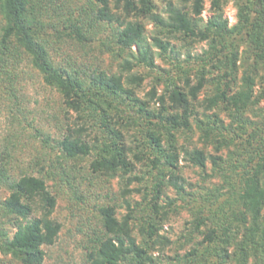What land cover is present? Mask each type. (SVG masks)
<instances>
[{
  "label": "trees",
  "instance_id": "obj_1",
  "mask_svg": "<svg viewBox=\"0 0 264 264\" xmlns=\"http://www.w3.org/2000/svg\"><path fill=\"white\" fill-rule=\"evenodd\" d=\"M157 1L0 0V93L14 94L19 66L26 62L59 93L65 111L74 114L56 141L57 160L92 154L90 172L123 180L120 197L126 212L117 216L120 204L115 203L97 207L99 230H94L87 253L90 264H152L149 251L160 242L159 220L166 213L158 203L166 184L163 177L166 171L175 177L177 135L187 140L193 127L202 142L212 144L215 151L226 148L227 153L223 158L183 147L188 163L204 170L209 159L211 173L221 175L222 182L205 196L210 207L215 205L208 210L218 218L217 226L200 231L206 244L181 259L185 264H248L252 258L255 264H264V0H209L210 15L205 20L204 0H161L165 2L162 12ZM228 2L236 9V21L230 26L223 17ZM146 22L153 26L151 36L145 34ZM172 40L205 42L207 49L195 56L200 66L194 69V84L188 77L191 68L183 69L173 56L183 84L169 71H165L169 77L156 76L164 89L156 96L158 106L150 109L149 101L135 94L143 75L131 71L138 65L155 69L154 54L170 56L175 50ZM75 44L126 55L113 73L78 64L71 54L64 64L54 61V45L59 49ZM211 69L217 74L206 77ZM207 82L213 92L199 101L198 91ZM155 91L153 85L150 98ZM218 110L228 113V124H223ZM125 111L124 122L141 129L142 140L135 150L125 143L127 127L121 121ZM100 131L103 134L98 135ZM129 153L137 160L145 154L150 162L146 172L153 184L143 195L144 203L132 204L125 196L128 185L141 180ZM11 160L3 145L0 187L8 193L0 199V254L20 264H42L44 247L55 242L61 228L52 215L56 196L42 176L25 171L13 174ZM169 182L180 194L182 186L176 180ZM222 189L226 197L217 202ZM173 201L168 200L167 207ZM2 218L15 228L12 234ZM198 218L197 231L204 224ZM134 220L139 221V241L132 235Z\"/></svg>",
  "mask_w": 264,
  "mask_h": 264
},
{
  "label": "rangeland",
  "instance_id": "obj_2",
  "mask_svg": "<svg viewBox=\"0 0 264 264\" xmlns=\"http://www.w3.org/2000/svg\"><path fill=\"white\" fill-rule=\"evenodd\" d=\"M157 5L158 10L162 12L165 2L158 0ZM209 15V0H204L201 16L205 20ZM223 17L227 19L228 26L235 23L236 9L232 2H228L223 7ZM145 28L146 36H151L152 24L146 22ZM171 44L174 45L175 50L169 52L170 56L161 58L154 54V64L157 66L155 69L151 70L143 65H138L131 71L134 74L143 75V80L135 94L141 100H148L150 109L158 106L156 96L161 94L164 89V83L161 80L157 81L156 76H170L176 79L178 84H183V81L178 79L181 72L176 69L177 61L173 56H177L179 65L183 69L191 68L192 71L188 73V77L190 83L194 84L196 82L194 69L200 66V62L198 59L196 60L195 56L198 57L207 49L205 42L187 44L182 40H172ZM75 45H65L59 49L54 45L55 49H51L54 61L64 64L66 55L71 54L78 64L83 62L86 66H91V69L98 67L108 73H113L118 70V65L126 55L124 53L122 56H118L108 51L101 52L98 49ZM132 49L134 50L135 47L132 46ZM153 50L156 52L157 49L153 48ZM187 57H189V61H187ZM19 69L18 72L21 73H18L14 94L12 95L11 92L0 93V150L3 145L7 146L12 156L13 174L18 175L21 171H25L42 176L48 188L56 196V205L52 215L60 222L61 228L55 242L44 247L46 254L42 264H90L87 253L90 250L91 238L95 237L94 230H99L97 207L115 203L120 204V206H116L117 216L126 212L120 197L123 180L121 181L118 176L110 177L90 172L88 164L92 154L82 159L59 158L57 160V157H60V150L56 147V141L65 131L66 124L69 121L72 122L74 114L65 111L59 93L46 85L36 70L26 62L21 63ZM165 71H169V76L165 75ZM209 71L206 73V77L217 74L214 69ZM153 85L156 89L155 97L150 98L149 91ZM212 92L213 85L210 82L205 83L198 91V100L201 101ZM201 111L202 108H199V113ZM212 111L214 109L208 112ZM127 112L121 113L123 118L128 114ZM217 112L224 125L230 122L231 118L226 111L218 110ZM121 121L124 122L125 118ZM125 125L127 127L125 143L135 150V144L142 140L141 129L132 122H126ZM189 133L190 138L187 140L183 135H177V165L175 169H172L175 177L171 178L169 171H166L163 177L166 184L159 194L158 203L163 206L166 213L159 220L160 242H156L149 251L153 259L152 264H185L181 259L185 253L193 248L201 249V246L206 244L205 241H202L203 233L200 231L204 232L212 226H217L215 223L218 222V218L216 219L209 212L210 206L205 200V196L221 184L222 176L211 173L209 159L206 160L204 170L191 165L185 160L182 150L183 147L189 149L195 147L203 149L207 155L220 154L223 158L226 156L227 150L224 148L215 151L212 144L202 142L199 139V132L194 127L193 131ZM97 134L101 135L103 132L100 131ZM93 135L94 133H92ZM134 135L137 136L134 137ZM44 138H47V141H43ZM163 144L165 145L164 140ZM138 148L141 149L140 144ZM230 149H233V146ZM144 156L141 160H137L129 153V158L133 162V171L141 178L139 182L133 180L128 185L129 193H125L126 198L132 204L144 203L143 195L153 184L152 175L146 172L150 162ZM156 173L154 170L152 174ZM169 180H176L182 186L180 194H177ZM73 185L76 187L73 188ZM224 190H221L217 202H222L225 199ZM7 193L6 189L0 187V199H3ZM168 200H174L170 207H167L166 204ZM210 208H215V205ZM135 213L140 216V213ZM197 217L199 220H204L199 231L194 228ZM1 221L12 234L15 229L12 224L6 218H2ZM138 222V220L133 221L132 235L136 241L142 239L138 231ZM238 236L240 237L241 233ZM233 248V246H229L228 250L233 251ZM0 264L20 263L10 260L9 256L0 254ZM248 264H255L254 260L249 258Z\"/></svg>",
  "mask_w": 264,
  "mask_h": 264
}]
</instances>
